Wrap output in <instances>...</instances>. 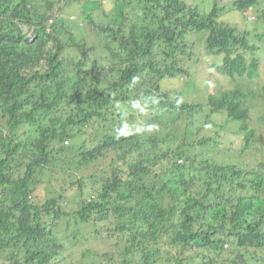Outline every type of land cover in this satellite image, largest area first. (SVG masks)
Segmentation results:
<instances>
[{"label":"trees","instance_id":"16d2710c","mask_svg":"<svg viewBox=\"0 0 264 264\" xmlns=\"http://www.w3.org/2000/svg\"><path fill=\"white\" fill-rule=\"evenodd\" d=\"M111 1L0 0V264H264V161L192 155L213 140L190 134L205 105L161 85L189 79L195 34L232 83L204 121L224 115L243 151L264 152V45L248 37L264 40V0ZM230 5L258 27L219 20ZM81 237L107 249L76 261Z\"/></svg>","mask_w":264,"mask_h":264},{"label":"rangeland","instance_id":"374dc122","mask_svg":"<svg viewBox=\"0 0 264 264\" xmlns=\"http://www.w3.org/2000/svg\"><path fill=\"white\" fill-rule=\"evenodd\" d=\"M44 0H37L38 3H43ZM85 1V5L90 9L95 8L96 10L99 8L98 3H93L94 0H82ZM97 1V0H95ZM111 0H103L104 3H108ZM193 4H197L201 9H205L207 11L211 8V0H189ZM220 1H227V0H220ZM93 3V4H90ZM112 3V1L110 2ZM70 11L76 12L78 19H83V14L79 15L80 9L78 8L77 4H73L71 7H66L65 9H69ZM88 11V10H87ZM86 11V12H87ZM98 13V10L97 12ZM71 17V16H70ZM219 20L228 23L234 24L237 23L241 27H245L249 29H255L256 26L258 27L259 22H255L253 16L250 14L249 19L243 21V17L240 12L235 9L234 7L225 8L223 11L219 13ZM264 24V22H263ZM260 25V24H259ZM264 28V27H263ZM90 30L88 29L86 33H89ZM257 30L249 33V40L251 43H255L256 45L263 47L264 40L259 41L260 39L254 34ZM204 32H200L199 36L204 35ZM198 36V34H196ZM187 43L191 44L193 50L195 51V56L193 59L189 60L186 59L185 65L188 68V77L189 79H172V78H165L161 85L164 89H167L170 94L181 96V99L195 102V103H203L205 105V109L202 113L196 115L195 114V122L193 124V129L190 134V138H193L195 142L200 141L204 136H211L213 140L208 143V145L201 146L200 144L194 145L190 147V152L192 155L196 153H200L199 156L206 155L210 156L213 159H217L219 162H236L238 164L244 163H256L264 161V152L255 149H249L243 151L241 149V133L238 131L236 125H233L232 122H227L224 115L215 113L210 115V120L206 123L205 114L208 113V97H215L217 94H220L222 91H225L227 88L231 89V84L229 83L222 75L218 73H212V66L210 64L211 61L219 60L218 55H207L205 52V48L201 42L196 41L195 34H188L187 35ZM263 51L261 48L258 50V54H262ZM186 75V76H187ZM261 79H263L264 69H260ZM184 77V76H183ZM181 81V82H180ZM182 82H185L183 84ZM248 85H251L247 81ZM212 88H214L212 90ZM132 119L135 122H131L132 128H135L137 131H142V122L138 118V112H133ZM129 117V115H125V118ZM171 116L163 115L162 119L164 120H174L171 119ZM252 119V118H251ZM129 120V119H127ZM184 120L185 117H181L179 121H175V125L170 127V136L167 138L168 142L164 145H177L181 138L185 137V127H184ZM210 121H212L210 123ZM254 126L257 130L264 132V121L263 122H256L252 119ZM199 126L200 129L196 131V127ZM144 128V126H143ZM166 129V128H165ZM159 132L162 131L161 129L158 130ZM167 129L164 131L166 132ZM152 133H155L154 129H151ZM195 133V134H194ZM184 134V135H183ZM178 137L175 140V136ZM193 139L191 140L192 142ZM174 140V141H173ZM173 141V142H172ZM179 141V142H178ZM99 226V224L97 223ZM96 225V226H97ZM97 226V227H98ZM104 226V225H103ZM102 227V226H101ZM83 231H85V227H81ZM103 228V227H102ZM82 231V232H83ZM101 240V239H100ZM95 239L92 241L85 240L84 237L79 238L78 243L76 244L75 248H72L71 254L73 255L72 259L76 261H80L82 259V254L80 250H86V248L92 247V249H98L103 246L102 240ZM70 242V241H68ZM75 250V251H73ZM58 263V262H57Z\"/></svg>","mask_w":264,"mask_h":264},{"label":"clouds","instance_id":"9594fccd","mask_svg":"<svg viewBox=\"0 0 264 264\" xmlns=\"http://www.w3.org/2000/svg\"><path fill=\"white\" fill-rule=\"evenodd\" d=\"M73 15H76V14H73V13L71 14V13H70V14H69V18H70V16L72 17ZM76 20L82 22V21H81L80 19H78V18H77ZM23 29H26V26H23ZM88 29H89V27H88ZM32 38H33V35H31V34H30V35H27V36L25 37V39H28V41H26V42L31 41Z\"/></svg>","mask_w":264,"mask_h":264},{"label":"water","instance_id":"95a60500","mask_svg":"<svg viewBox=\"0 0 264 264\" xmlns=\"http://www.w3.org/2000/svg\"><path fill=\"white\" fill-rule=\"evenodd\" d=\"M25 41H28V39H25Z\"/></svg>","mask_w":264,"mask_h":264}]
</instances>
